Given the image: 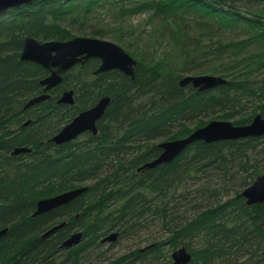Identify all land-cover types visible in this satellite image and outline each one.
<instances>
[{
    "label": "trees",
    "instance_id": "obj_1",
    "mask_svg": "<svg viewBox=\"0 0 264 264\" xmlns=\"http://www.w3.org/2000/svg\"><path fill=\"white\" fill-rule=\"evenodd\" d=\"M128 1L39 0L0 14V127L32 119L4 140L7 150L22 142L33 148L25 156L0 152V229L9 227L0 238V264H88L91 247L98 249L110 232H119V241L155 225L165 237L149 238L144 248L106 264H173L172 252L180 247L192 254L189 264H264V203L248 205L241 196L264 174V137L197 141L172 162L138 171L161 153L155 140L185 137L205 125L201 118L219 113L245 125L257 112L264 115V11L241 10L233 0H138L127 8ZM106 4H120L122 15L146 13L150 28L139 29L136 43L121 34L117 40L138 52L150 46L151 60L137 62L134 78L120 70L94 74L95 58L79 63L50 99L20 115L43 94L40 81L49 74L21 60L25 39H73L86 31L91 7ZM208 71L227 82L206 91L180 85L184 76ZM67 90L74 91L72 105L57 102ZM103 97L111 101L96 135L51 141ZM80 185L87 191L70 203L31 216L38 199ZM80 230L81 245L61 247Z\"/></svg>",
    "mask_w": 264,
    "mask_h": 264
},
{
    "label": "water",
    "instance_id": "obj_2",
    "mask_svg": "<svg viewBox=\"0 0 264 264\" xmlns=\"http://www.w3.org/2000/svg\"><path fill=\"white\" fill-rule=\"evenodd\" d=\"M35 1L39 0H0V14L6 13L10 9L29 5ZM20 58L23 61L35 62L49 72L40 81V84L44 87V93L31 98L25 105L26 109L50 99V91L60 85L63 82L64 74L79 63L84 64L95 58L100 63L94 74L120 70L132 78L135 76V67L137 65V61L120 45L93 37H75L65 41L48 40L44 42L33 37H27L24 41ZM226 82L227 80L221 76L188 75L181 79L180 85H192L198 91H206ZM110 101V97H103L92 107L80 112L56 133L51 141L56 145H61L75 140L86 132L96 135L98 133L97 123L104 116ZM57 102L69 105L74 104V91L67 90L63 92ZM27 123H31V120H28ZM260 136H264V116L262 114H258L249 124L245 125H235L231 121L214 120L204 127L193 130L191 134L183 138L160 143L158 145L161 149L159 156L141 165L138 171L172 162L189 145L197 141L212 143L221 140H237ZM31 152V148L21 147L17 148L14 154ZM86 190V187L71 189L55 197L40 200L37 204L38 210L33 215L48 212L60 205L68 204ZM241 196L246 199L248 205L264 203V175L259 176L252 185L244 189ZM65 223L52 227L43 236L54 233L64 226ZM8 230V227L0 229V238ZM80 237L81 234L74 235L64 245L74 246ZM117 237L118 234L114 233L105 240L115 241ZM172 260L173 264H188L192 260V254L186 247H180L172 253Z\"/></svg>",
    "mask_w": 264,
    "mask_h": 264
},
{
    "label": "rangeland",
    "instance_id": "obj_3",
    "mask_svg": "<svg viewBox=\"0 0 264 264\" xmlns=\"http://www.w3.org/2000/svg\"><path fill=\"white\" fill-rule=\"evenodd\" d=\"M233 1L241 10L243 9L245 10L248 8L249 11H254V12L264 11V0L255 1V2H252V1L250 2L249 0H233ZM135 2H138V0H129L128 2L124 4V6L127 8L131 7V5H133ZM112 4L99 5V6L95 5L91 7L89 12L86 14V17H84V19H86L85 23L86 25H88L86 31H84V33L82 34L80 33H73V34L75 35V37H93V38H98V39H103V40L114 42L120 45L137 62L140 61L141 59L146 60V62H149L151 60L150 46H147L143 50L138 52L136 48H133V46L132 48L124 46L122 43H120V41L117 40L118 36H120L121 34V36H125V39H127L128 41L136 43L137 42L136 37H138L139 29L144 28V30H147L150 28L149 24L147 23L148 17H146L147 16L146 13L144 12L127 13L125 15H122V13L119 11V9H121V5L120 4L112 5ZM119 27L126 29L128 33H124V34L121 33L120 30H117V28ZM93 31L102 32V33L99 36H92L90 33ZM235 33L236 32H227L226 37L234 38L235 40L237 39L236 38L237 35H235ZM148 44H150L149 41L144 45H148ZM212 67H213V64L211 63L208 65L207 69L211 70ZM190 75H194V74H190ZM196 75L219 76L217 74L211 73V71H208L203 74H196ZM258 114H261V113L257 112L255 116H257ZM220 115L221 114L218 113V114L210 115L208 117L199 119L205 124L203 126H200L199 128L208 125L211 121H214V120L231 121V122L235 121L234 119H219ZM197 121L191 124V127H194V125H197L198 124ZM164 139H157L154 141V143L159 145L160 143L166 142L169 140V139L167 140H164ZM261 175H264V174L262 173L260 174V176ZM238 189L240 190L239 192L242 191L240 188ZM236 191H237L236 188H234L233 191L229 192L228 196H234L236 194ZM195 213L196 212L190 211L187 215L190 217H193ZM153 237H158V238L165 237V234H163L159 225H155L154 227H152L151 232L149 231L148 233L141 234L140 237H131V238L121 239L117 243H115V245L112 247H110V245L107 243L106 247L104 248L110 247L112 249L109 251L106 257L110 258L111 260L110 259L102 260V261L97 260L95 259L94 255L90 256L89 258L93 259L94 261L93 264H106L108 261H113L119 258L120 256L128 254L129 252H132L139 248H144L145 246H147L148 242L151 241V239L149 238H153Z\"/></svg>",
    "mask_w": 264,
    "mask_h": 264
},
{
    "label": "bare ground",
    "instance_id": "obj_4",
    "mask_svg": "<svg viewBox=\"0 0 264 264\" xmlns=\"http://www.w3.org/2000/svg\"><path fill=\"white\" fill-rule=\"evenodd\" d=\"M51 92V91H50ZM40 104V103H39ZM26 105V104H25ZM25 105H24V107H23V109H26L25 108ZM30 107H27V109H29ZM31 120V123H32V119H30ZM28 124H30V123H28ZM6 130H9V128H8V125H5L4 127H0V134L2 135V138H5L7 135H6V133L8 132V131H6ZM6 132V133H5ZM52 139V138H51ZM21 145H23L22 143H20V144H15L14 146H12L10 149H4V151H3V154H7V152L9 153V155L10 156H12V157H16V156H22V155H27V154H31L32 152H33V148L32 147H28L27 145H25V146H21ZM15 146H20V147H15ZM21 147H28V148H31L32 149V152L31 153H20V154H14V152H15V150L17 149V148H21ZM158 166V165H157ZM157 166H155V167H157ZM155 167H153V168H155ZM150 169H152V168H150ZM89 185H91V182H87ZM87 188L88 189V185H80V186H77V188H74V189H78V188ZM87 191V190H86ZM84 193V192H83ZM82 193V194H83ZM61 194V193H60ZM57 195H59V194H55V195H52V196H48V197H44V198H40V199H38L37 200V202H36V210L32 213V217H35V216H39V215H41V214H44V213H48V212H50V211H52V210H55V209H57V208H61L62 206H64V205H66V204H64V205H60V206H58L57 208H55V209H52V210H50V211H48V212H44V213H41V214H38V215H33L37 210H38V207H37V204H38V202L40 201V200H43V199H48V198H52V197H55V196H57ZM70 203V202H69ZM56 226V225H55ZM54 227V226H53ZM6 228V227H5ZM9 228V227H8ZM2 229H4V228H2ZM51 229V228H50ZM57 231V230H56ZM46 233V232H45ZM44 233V234H45ZM114 233H117L118 234V237L116 238V240L115 241H113V240H105L107 237H109L111 234H114ZM77 234H81V237H80V239H79V241H77V243L74 245V246H65L64 245V243L69 239V238H71L72 236H74V235H77ZM42 237H46V236H43L42 235ZM118 239H119V232H117V231H112V232H110L109 234H107L105 237H103L102 239H101V246L97 249V248H93V247H91V250H93V252H90L89 253V255H87V263L88 264H93V259H90L89 257L90 256H92V255H94L95 256V259H97V260H108V259H110V258H107L106 257V255L109 253V251L112 249V248H110V247H112V246H114L115 245V243H117L118 242ZM84 242V233H83V231H77V232H75V233H73L72 235H70L69 237H67L64 241H63V243L61 244V247L62 248H72V247H75V246H79V245H81L82 243ZM109 244L110 245V247H107V248H104V247H106V244ZM86 251V250H85ZM121 257V256H120ZM111 260V259H110ZM192 261V260H191ZM190 261V262H191ZM189 262V263H190ZM188 263V264H189Z\"/></svg>",
    "mask_w": 264,
    "mask_h": 264
},
{
    "label": "flooded vegetation",
    "instance_id": "obj_5",
    "mask_svg": "<svg viewBox=\"0 0 264 264\" xmlns=\"http://www.w3.org/2000/svg\"><path fill=\"white\" fill-rule=\"evenodd\" d=\"M24 110H27V109H23V111L21 112L20 115H22V116L24 115V114H22L24 112ZM24 118L26 119V117H24ZM28 120H30V119H27L26 121H23L22 123H20L19 117H18L15 121L12 122V125L8 130L9 134L5 138H2V135L0 134V152L1 153H3L4 149L6 148L5 147L6 142L4 139H8V138L10 139V138H13L17 134H21V132H23V130H25V128L27 127V125H28L27 121ZM19 123H20V125H19ZM22 144L23 145H21V146L26 145L25 142H22ZM15 147H20V146H15Z\"/></svg>",
    "mask_w": 264,
    "mask_h": 264
}]
</instances>
